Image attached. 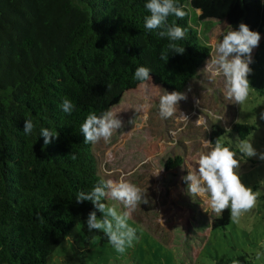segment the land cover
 Returning <instances> with one entry per match:
<instances>
[{
  "label": "trees",
  "instance_id": "obj_1",
  "mask_svg": "<svg viewBox=\"0 0 264 264\" xmlns=\"http://www.w3.org/2000/svg\"><path fill=\"white\" fill-rule=\"evenodd\" d=\"M146 2L0 0V264H46L77 226L87 249L96 237L108 241L102 232L87 229L93 204L75 199L101 180L80 125L90 112L100 115L140 84L132 78L137 67L150 69L145 83L181 92L211 54L191 24L189 0H179L188 13L176 21L188 33L178 42L185 51L161 60L168 41L144 30L150 15ZM259 14L261 39L251 54L248 80L249 89L264 98V4ZM63 98L75 105L71 115L58 106ZM25 118L37 125L33 135L23 132ZM41 127L59 137L45 145ZM252 130L254 125L237 120L228 128L216 125L211 142L225 135L244 140ZM179 162L168 160L166 166ZM229 221L224 210L212 228Z\"/></svg>",
  "mask_w": 264,
  "mask_h": 264
},
{
  "label": "rangeland",
  "instance_id": "obj_2",
  "mask_svg": "<svg viewBox=\"0 0 264 264\" xmlns=\"http://www.w3.org/2000/svg\"><path fill=\"white\" fill-rule=\"evenodd\" d=\"M262 4L264 0H189L188 8L200 41L213 52L212 42L222 39L219 33L229 27L238 30L243 22L256 31ZM210 59L211 54L181 91L186 99L177 105L176 115L187 116V122L159 115L158 96L172 91L151 82L139 84L110 108L122 120L110 143L91 144L101 178L126 180L144 191L148 202L141 203L128 221L138 229L133 246L121 254L96 237L87 249L77 226L46 264H264V160L243 156L236 146L239 140L229 135L220 141L240 160L237 171L242 183L257 194L254 208L236 220L230 217L224 227L212 228L217 216L203 210L200 199L187 193L183 180L188 168L198 170L195 159L210 150L206 144L216 125L228 128L235 120L251 123L255 130L244 140L258 153L264 152V119L259 118L264 98L249 89L242 106L225 100L223 77L210 81L205 73ZM140 104L144 111L136 109ZM175 158L180 160L177 165L166 166ZM113 203L118 211L124 210L118 202L106 200Z\"/></svg>",
  "mask_w": 264,
  "mask_h": 264
},
{
  "label": "clouds",
  "instance_id": "obj_3",
  "mask_svg": "<svg viewBox=\"0 0 264 264\" xmlns=\"http://www.w3.org/2000/svg\"><path fill=\"white\" fill-rule=\"evenodd\" d=\"M144 7L150 13L144 17V30L168 41L161 51V60L167 62L169 53L183 54L185 48L178 42L186 40L188 33L186 28L179 26L176 21L188 15L184 6L179 0H147ZM169 17H174L175 20L169 23ZM220 36L222 39L212 42L213 52L207 62L205 73L210 81L223 77L224 99L242 106L249 95L251 54L253 49L258 47L261 36L259 32L250 30L243 22L239 24L238 30L229 27V30L221 31ZM132 78L143 87L145 82L151 79L150 69L139 66ZM110 87L111 85H108V88ZM158 98L161 118L175 116L178 120L188 121L187 116L176 115L177 105L186 99L184 93L165 91ZM58 106L68 115L75 110L74 103L68 98H63ZM136 109L144 111V105L140 104ZM144 118L147 119L146 116ZM259 118L264 119V112L259 114ZM121 127L122 120L117 117V112L108 109L100 115L90 112L80 125L79 131L84 136L85 144L95 145L101 141L108 144ZM36 128L37 125L31 118H25L23 128L25 136L33 135ZM38 134L44 137L45 145L51 143L53 138L59 137L56 130L48 127H41ZM206 146L210 150L195 159L198 170L188 168L187 175L183 177L187 183V193L193 199H200L205 212H211L219 217L224 210H229L231 219L236 220L243 212L254 208L257 194L242 183L237 171L240 160L235 158V153L229 147L222 146L219 140L215 144L207 141ZM236 146L243 156L264 160V152L258 153L249 140H239ZM72 159H76L75 155ZM75 199L77 203L90 201L94 206L95 210L88 214L86 222L88 231L102 232L108 243L121 254L133 246L138 239L137 230L130 226L128 221L132 212L141 203L148 202L143 190L126 180L101 178L90 191L77 192ZM105 200L118 202L124 210L118 211L115 203L106 204ZM97 211L102 214L101 217H97Z\"/></svg>",
  "mask_w": 264,
  "mask_h": 264
}]
</instances>
